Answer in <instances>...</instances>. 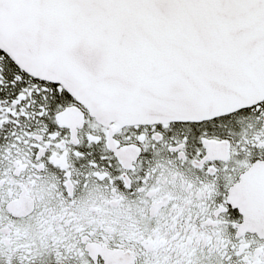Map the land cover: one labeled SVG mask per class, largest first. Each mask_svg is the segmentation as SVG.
<instances>
[{
	"label": "snow or ice",
	"instance_id": "6c2138e0",
	"mask_svg": "<svg viewBox=\"0 0 264 264\" xmlns=\"http://www.w3.org/2000/svg\"><path fill=\"white\" fill-rule=\"evenodd\" d=\"M0 264H264V0H0Z\"/></svg>",
	"mask_w": 264,
	"mask_h": 264
}]
</instances>
